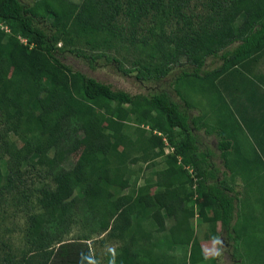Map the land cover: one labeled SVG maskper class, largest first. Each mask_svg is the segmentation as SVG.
Returning <instances> with one entry per match:
<instances>
[{
    "label": "trees",
    "instance_id": "trees-1",
    "mask_svg": "<svg viewBox=\"0 0 264 264\" xmlns=\"http://www.w3.org/2000/svg\"><path fill=\"white\" fill-rule=\"evenodd\" d=\"M202 5L205 12L196 15L189 11L190 0H36L32 5L0 0V22L9 30L0 29V164L7 170L0 171V198L8 189H20L28 166L43 168L50 178L49 184H35L42 211L28 216L27 248L19 257L4 253L0 264H98L88 241L103 234L100 244L120 243L105 254L106 264L202 263L194 239L195 205L187 204L195 192L203 200L197 208L202 220L219 222L221 232L240 246H258L239 256L264 264L258 252L264 249V232L256 234L260 227L264 231V208L257 219L243 215L228 180L219 179L208 153L199 150L198 131L217 138L231 183L240 176L262 207L264 136L256 142L259 152L243 149L229 120L191 116L196 107L179 92L181 82L219 90L223 76L263 53L264 0ZM119 18L128 22V38L117 27ZM145 19L151 21L148 36L136 39L135 27ZM170 21L177 26L168 34ZM78 45L89 50L91 64L132 48L147 60L137 69L139 82H158L177 69L173 86L183 105L166 91L131 95L73 70L60 56H80ZM208 59L217 65L207 68ZM235 123L242 128L236 118ZM167 145L171 153H165ZM160 159L165 169L138 185L142 169L133 167L151 169ZM113 189L128 191L117 195ZM76 224L86 233L65 239Z\"/></svg>",
    "mask_w": 264,
    "mask_h": 264
},
{
    "label": "rangeland",
    "instance_id": "rangeland-1",
    "mask_svg": "<svg viewBox=\"0 0 264 264\" xmlns=\"http://www.w3.org/2000/svg\"><path fill=\"white\" fill-rule=\"evenodd\" d=\"M22 1L25 4L32 5V3L36 0ZM69 1L77 3L81 0ZM205 2L206 0H190L189 11L196 15H202L205 12L202 4ZM116 23L118 29H124V37L128 38L129 36L126 34L128 22L123 18H119ZM1 25L5 27L3 24ZM176 26L177 24L175 21H170L166 26L167 33L169 34L175 32ZM150 27V19H145L139 23L138 26L135 27V30L137 31V35H135L136 39L148 36V29ZM17 39L20 42L25 43V40L20 36H17ZM60 45L58 44L57 47ZM81 47L79 45L76 47L81 49L80 56H77L73 52H66L60 56L62 62L70 66L73 70L79 71L100 83L110 85L114 90L125 91L131 95H153L161 91H166L175 103L183 105L182 101L175 93L173 86L174 79L179 75V71L177 69L171 71L166 78H163L158 82H139L136 79L137 69H141L142 65H145L147 60L145 56L139 57L132 48H130L129 51L122 50L120 53L109 52L107 54V58L104 57L96 60L91 64L89 60L86 59V57L90 55L89 50L85 47ZM217 63V60L208 59L206 67L212 68L216 66ZM223 77L224 78L220 80V83H218L217 86L219 90H214L208 85H206L203 89L200 84L186 86L184 82H181L179 92L181 96L185 98L183 99L186 102L191 103L194 107H196L195 109H191L189 111L191 116L207 114L211 118L215 116L224 117V119L231 122L232 129L237 134L238 138L240 137L243 149L248 148V150L251 151L253 146L254 149L259 152L256 142H259L261 131L264 129V126L261 124L262 120L253 121L252 119L247 118L244 123L246 128L241 126L242 128L240 129L239 126L237 127V123H235V118L239 121L238 109L240 105H244V108L247 107V109L251 111V117L254 116L256 119L259 114L264 120V109H260L259 111L258 108L260 105L257 103V101L261 100L262 104H264V91L261 90L262 88L264 89V51L260 56H258V58H252L251 60L238 66L233 73L226 74ZM221 96L224 97L225 102L221 99ZM225 103L228 104L229 109L225 107ZM242 117L243 116H241V119ZM206 120L207 122H210L208 119ZM198 137L199 150L203 154L208 153L207 155L210 156V162L213 164V167L218 169L217 176L219 179H223L225 177L228 180L227 183L231 185L233 194L239 198L238 205L240 207H244L245 213H243V215L247 218H249L248 216H252L255 219L260 217L264 208L261 206V198L259 196L255 197V194L251 193L250 190L247 189L246 183L243 182L240 176L235 178V182L233 184L231 183L230 172L224 168L223 162L220 158V152L217 148V138L213 135H206L203 129L198 131ZM171 151V148L167 145L165 153H171ZM243 154H245V152ZM140 167L142 171L139 175L140 180L138 185L143 183V179H148L150 177L155 179L152 173L165 169L166 165L163 159H160L156 162V166L151 169L145 170L144 164H138L133 168L138 171ZM0 171L1 173L6 174L7 170L4 163L0 164ZM242 172L245 176L248 175L247 169L244 171L242 170ZM44 175L45 172L43 168H32L31 166H28L24 168L23 175L20 178L22 181L20 189H8L1 196L0 258L7 252L14 253L17 257H19L22 251L27 248L25 234L28 216L31 214L41 213L42 211L37 202L38 193L36 191L35 184L40 181L46 184L50 183V178L45 177ZM262 181H259V184H262ZM261 187H264V185ZM156 190V188H152L151 192H155ZM196 190V186L193 185L191 191L195 192ZM113 191L115 194L120 195L127 193L128 190L119 191L117 189H113ZM202 203V197L198 192H195L192 200L187 203L188 206L191 204L195 205L196 215L193 219L194 239L199 242L205 259L202 263L197 264H240L241 260H243V264H260L259 262L251 263L250 258L248 261L247 258L243 259L242 256H239L241 254L247 256L255 253L258 246L255 244L240 246L230 239L226 232H221L219 222L213 223L211 220L209 222L202 220L197 211L198 206ZM251 207L253 208L252 210ZM131 208L133 207L131 206ZM206 215L211 218L213 213L210 210H207ZM166 223L167 226H170L172 222L169 219H166ZM212 226L214 227L213 230H211ZM84 230H82L81 224H76L64 238L67 240L74 239L78 235L86 233ZM253 230L254 229H251L250 231L252 232ZM262 232L264 231L261 227L260 229H257V236H262ZM212 234H217L218 239L213 238ZM102 237H105L104 234L99 238L92 236V239L88 241L91 253L98 264H106L104 261L105 254L109 251L117 249L120 246L119 242L111 240L107 241L105 244H100L99 241ZM256 241L257 240H255V243ZM258 252H262V260H264V249L262 250L261 248ZM178 254L180 253H174V255Z\"/></svg>",
    "mask_w": 264,
    "mask_h": 264
},
{
    "label": "crops",
    "instance_id": "crops-1",
    "mask_svg": "<svg viewBox=\"0 0 264 264\" xmlns=\"http://www.w3.org/2000/svg\"><path fill=\"white\" fill-rule=\"evenodd\" d=\"M260 89H261V88H260ZM261 90L264 91L263 88H262ZM263 97H264V96H263ZM259 102H260V103H259ZM257 103L260 105L259 108H258L259 111H260V109H264V104H262L261 100H260V101H257ZM239 109H240V110H239ZM239 109H238V110H239V114H238V117H239V123H240V125L242 124L241 126H243V128H246V127L244 126V123L246 122V119H247V118H250V119H252L253 121H256V120H262L261 124L264 126V120H263L262 117H260L259 114L257 115V118L255 119L254 116L251 117V115H250V112H251V111L248 110L247 107L244 108V105H240V106H239ZM247 112H248V113H247ZM241 116H243L242 119H241ZM261 124H260V125H261ZM263 128H264V127H263ZM263 133H264V129L261 131V134H260L261 137L264 136ZM261 137H260V138H261ZM254 141H255V140H254ZM255 142H256V141H255Z\"/></svg>",
    "mask_w": 264,
    "mask_h": 264
},
{
    "label": "built area",
    "instance_id": "built-area-1",
    "mask_svg": "<svg viewBox=\"0 0 264 264\" xmlns=\"http://www.w3.org/2000/svg\"><path fill=\"white\" fill-rule=\"evenodd\" d=\"M1 24H2V23L0 22V29H1V30H4L5 32H7V31L9 32V30H8L6 27H3Z\"/></svg>",
    "mask_w": 264,
    "mask_h": 264
}]
</instances>
